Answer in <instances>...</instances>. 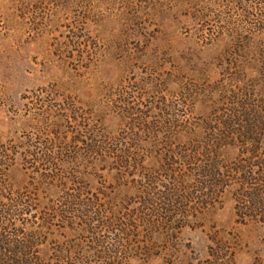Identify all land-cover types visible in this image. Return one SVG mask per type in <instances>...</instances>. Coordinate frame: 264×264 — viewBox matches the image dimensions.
<instances>
[{
	"label": "rangeland",
	"instance_id": "1",
	"mask_svg": "<svg viewBox=\"0 0 264 264\" xmlns=\"http://www.w3.org/2000/svg\"><path fill=\"white\" fill-rule=\"evenodd\" d=\"M2 237L20 264H264V0H0Z\"/></svg>",
	"mask_w": 264,
	"mask_h": 264
},
{
	"label": "trees",
	"instance_id": "2",
	"mask_svg": "<svg viewBox=\"0 0 264 264\" xmlns=\"http://www.w3.org/2000/svg\"><path fill=\"white\" fill-rule=\"evenodd\" d=\"M235 126H237V125H235L234 123H231V124H228L227 126H225V128L227 130L226 135L233 136V135H238L239 134V136L242 137V139L244 140V143L245 144L250 145V146H252V144L254 145V143H255L254 140H252L251 138H246V136L244 134H242L241 132L239 133L238 130H233V129L232 130H229V128L231 129V128H234ZM0 243L1 244H4L3 237L0 238ZM8 245L9 244H7L6 246H8ZM4 251L6 252V250H4ZM8 254L10 255L11 252L8 251ZM3 255H5V254H3ZM20 263L21 262H16V261L14 263L13 257L12 258L5 257L4 258V261H0V264H20ZM26 264H28V263H26Z\"/></svg>",
	"mask_w": 264,
	"mask_h": 264
}]
</instances>
